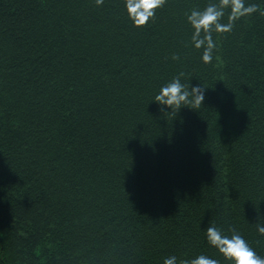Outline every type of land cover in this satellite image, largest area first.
Returning <instances> with one entry per match:
<instances>
[{"label":"trees","instance_id":"16d2710c","mask_svg":"<svg viewBox=\"0 0 264 264\" xmlns=\"http://www.w3.org/2000/svg\"><path fill=\"white\" fill-rule=\"evenodd\" d=\"M213 2L136 26L125 0H0V264H232L210 225L264 257V16L204 63L186 13ZM181 72L204 104L167 112Z\"/></svg>","mask_w":264,"mask_h":264},{"label":"clouds","instance_id":"9594fccd","mask_svg":"<svg viewBox=\"0 0 264 264\" xmlns=\"http://www.w3.org/2000/svg\"><path fill=\"white\" fill-rule=\"evenodd\" d=\"M97 6H102L104 0H95ZM129 17L136 26H144L150 18L155 16L158 8L166 3V0H125ZM230 9L227 23H223L225 12ZM259 13L264 16L257 4H248L245 0H215L209 3L203 10L193 9L190 14L186 13L188 22L194 28L191 40L197 49H203L202 60L211 63L213 52L217 45L213 39V33H228L235 26V22L241 17ZM173 60H179L177 54H173ZM184 73H179L172 81L162 86L154 100L161 106H167L170 111L179 112L184 106L198 110L204 104V85L190 86L181 82ZM164 109L162 108V111ZM257 230L264 235V225H257ZM232 235H225L220 228L210 225L206 229L208 243L216 248L226 260L232 264H264V257L259 256L248 242L235 229L230 230ZM163 264H178L176 256L165 257ZM179 264H219V261L205 255H199L191 260L179 261Z\"/></svg>","mask_w":264,"mask_h":264}]
</instances>
